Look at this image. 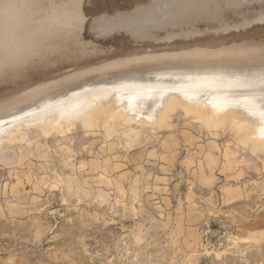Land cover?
I'll use <instances>...</instances> for the list:
<instances>
[{
	"label": "rangeland",
	"instance_id": "374dc122",
	"mask_svg": "<svg viewBox=\"0 0 264 264\" xmlns=\"http://www.w3.org/2000/svg\"><path fill=\"white\" fill-rule=\"evenodd\" d=\"M102 2L105 0H77L82 19L93 18L88 10ZM259 24L264 26V22ZM249 27L247 25L245 29ZM238 34L240 31L234 30L220 33L226 38L225 42L232 41ZM91 36L82 34L85 41L94 40ZM259 36L262 38L264 34ZM99 50L96 46L86 52L98 57L88 67L118 57L109 55L112 50H117L115 47ZM106 54L110 57H105ZM67 71V75L73 74L72 69ZM255 71L250 72L252 78L248 74L249 78L243 75L229 80L225 78L228 76L221 75L223 77L213 80H194L193 84L221 82V91H226L223 96L230 97L237 83L248 89L264 87V74L258 78ZM66 73H54L49 81ZM90 74L93 73L85 77ZM170 78L160 81L161 85L157 83L159 88L154 84L144 92L124 91L119 95L121 102L113 91L104 92L106 94L99 95L100 98L98 93L90 94L93 92L89 90L77 96L76 101L70 97L69 101L72 98L73 103L67 99L56 104L65 109L64 105L69 103L68 108L77 102L74 105L84 106L82 108L88 114L81 108L80 114L78 108L64 112L55 104L45 107L51 111L40 106L42 112L38 109L31 112L33 115L8 110V117L3 120L6 112L2 111L4 115L0 112L3 116L0 119L4 121L0 122V264H264V126L259 123L261 119L257 117L259 122L255 123L256 117H249L250 121L248 116L245 118L228 106L221 113L210 114L207 104H196V107L194 102L192 105L194 96L198 98L201 89H196L197 96H188L191 100L187 99L190 100L187 102V96H184L185 100L178 96L183 91L176 90H182L185 83ZM174 82H180L181 86L177 84L175 88ZM163 83L168 85L165 90L160 88ZM223 84L227 85V90ZM230 84L235 86L231 88ZM33 86L35 84L28 88ZM9 88L10 85L0 84V102L2 98L12 97L13 88ZM158 89L163 90L162 93ZM88 93L95 98L86 97ZM127 93L128 98L134 95L133 99L130 97L134 104L126 98ZM161 94L165 96H162L165 103ZM88 98H92L94 104L91 100L88 102ZM54 99L56 97L51 101ZM83 101L92 103L89 110ZM106 107L108 110H103ZM182 134H191V140L185 141ZM210 143L224 147L232 154L233 169L241 174L235 185L242 188L243 196L238 203L224 207L220 205V192L215 188L218 210L209 215L210 230L203 232L198 246H178L171 244L167 233L142 230L135 218H128L130 214L126 207L116 206L110 183L114 162H126L134 153L155 150L162 144L176 147L180 162L189 144ZM156 163L155 158H147L140 164L143 168L155 169L158 168ZM179 168L177 165L172 169L173 178H182ZM183 191L173 189L171 194H182ZM221 210L235 213L227 215Z\"/></svg>",
	"mask_w": 264,
	"mask_h": 264
},
{
	"label": "bare ground",
	"instance_id": "6f19581e",
	"mask_svg": "<svg viewBox=\"0 0 264 264\" xmlns=\"http://www.w3.org/2000/svg\"><path fill=\"white\" fill-rule=\"evenodd\" d=\"M88 11L93 18L85 21L77 0H0V84L10 85L9 89L13 88L12 97L9 96L11 98L8 100L2 98L0 102L2 115H7L8 110L16 113L24 111L25 114H32L31 112L38 109L42 112L40 106L47 110V106H56L63 100L68 99L67 102L71 103L74 98L75 101L78 100L77 96H82V93L86 94L89 90L93 92H89L90 94L98 93L94 94L97 96L113 91L116 97L128 90L134 92L133 94L140 90L144 92V89L150 90L149 86L154 87V84H160V81L171 76L174 81L185 83L181 86L180 82H174V85L175 88L177 84L181 86L182 90L176 88L183 91L178 96L183 97L181 99L187 96V102L192 95L197 96L196 89L204 90H199L198 98L194 96L192 105L194 102L195 106L207 104L209 113H221L227 106L232 107V110L241 113L245 118L256 117L255 123L259 122V117L263 120L259 123L264 126L263 86L248 89L235 83L234 89V84H230L232 94L227 93L230 97H225L223 95L226 91H221V82L201 83L205 85L196 82L199 86L193 84L194 80H213L223 76L236 80L255 70L262 72L260 74L255 71L259 74L258 78L264 74V36H259L260 33L264 34V26L258 25L264 22V0H105ZM247 25L250 27L245 29ZM230 30L240 31V34L234 36L232 41L225 42L226 38L220 33ZM82 34H90L94 40L85 41ZM110 44L117 48L118 53L112 50L109 55H118L117 59L88 67L98 57L94 58L86 52L96 46L102 52L104 47L113 48L107 47ZM107 55L104 56L110 57ZM69 68L73 70V74L67 75ZM57 72L66 74L55 81L53 79V82L49 81ZM29 73L31 75L28 77ZM88 73L93 74L85 77ZM33 84L35 86L28 88ZM158 85L156 87L159 88ZM243 85L245 84L241 86ZM165 86L168 85L160 88L165 90ZM226 86L224 88L227 90ZM228 88L231 89L230 86ZM89 93L86 97L93 96ZM164 95H167L165 91ZM164 95L161 94L162 101ZM125 96L132 103L131 98L134 95L131 98H128L129 94ZM54 97L56 99L51 101ZM70 97L73 98L71 102ZM84 97L82 99L86 100ZM105 97L102 100L105 101ZM74 104L68 108L63 104L65 109H62L63 106L59 108L64 112L77 108L79 112L83 109V113L88 114L82 108V103V107ZM90 104L92 103L85 105V108L88 107L89 110ZM32 106L35 108H30ZM104 109L108 110L107 107ZM2 111L6 113L3 114ZM6 115L0 118L5 119L8 117Z\"/></svg>",
	"mask_w": 264,
	"mask_h": 264
},
{
	"label": "crops",
	"instance_id": "0c3cea01",
	"mask_svg": "<svg viewBox=\"0 0 264 264\" xmlns=\"http://www.w3.org/2000/svg\"><path fill=\"white\" fill-rule=\"evenodd\" d=\"M182 135L185 141L191 140V134ZM141 151L128 157L126 162H114L111 171L114 176L110 181L114 202L121 209L126 207L128 218H135L142 230L167 233L171 244L198 246L203 232L210 230L209 215L218 210L215 188L224 207L238 203L243 196L242 188L235 185L241 174L233 169L232 154L224 147L214 143L189 144L180 162L179 151L168 144ZM147 158H155L158 168H143L140 163ZM177 165L182 178L172 176L171 171ZM173 189L184 191L173 195ZM221 211L227 215L235 213Z\"/></svg>",
	"mask_w": 264,
	"mask_h": 264
}]
</instances>
